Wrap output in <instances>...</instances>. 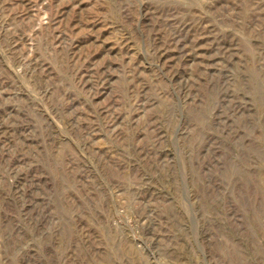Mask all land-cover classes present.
Masks as SVG:
<instances>
[{
	"label": "rangeland",
	"instance_id": "1",
	"mask_svg": "<svg viewBox=\"0 0 264 264\" xmlns=\"http://www.w3.org/2000/svg\"><path fill=\"white\" fill-rule=\"evenodd\" d=\"M0 264H264V0H0Z\"/></svg>",
	"mask_w": 264,
	"mask_h": 264
}]
</instances>
